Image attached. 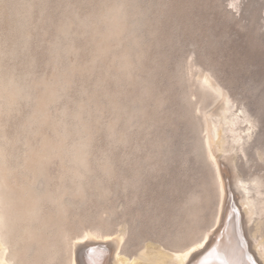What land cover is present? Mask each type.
I'll list each match as a JSON object with an SVG mask.
<instances>
[{"label": "rangeland", "instance_id": "374dc122", "mask_svg": "<svg viewBox=\"0 0 264 264\" xmlns=\"http://www.w3.org/2000/svg\"><path fill=\"white\" fill-rule=\"evenodd\" d=\"M115 4L127 20L114 29L115 48L106 54L116 64L129 55L131 67L119 71L123 102L110 141L82 170L47 187L22 164L12 166L9 177L0 173V197L13 193L0 210L21 203L18 195L29 187L43 192L30 202L52 226L39 233L61 242L53 259L41 257L38 264H72L74 243L92 231L106 239L75 245L78 264H112L114 247L129 259L148 244L174 254L207 233L214 239L209 250L196 252L204 251L197 264H262L251 246L264 240V0H100L95 22L105 23ZM65 6L66 0H30L24 17L43 36ZM232 118L237 121L230 125ZM209 133L225 149L212 148L227 186L224 203L207 154ZM246 199L252 204H240ZM248 208L254 213L245 222ZM15 232L8 239L9 264H37L34 247L25 253L30 240L16 239ZM80 246L87 249L78 252Z\"/></svg>", "mask_w": 264, "mask_h": 264}, {"label": "clouds", "instance_id": "9594fccd", "mask_svg": "<svg viewBox=\"0 0 264 264\" xmlns=\"http://www.w3.org/2000/svg\"><path fill=\"white\" fill-rule=\"evenodd\" d=\"M29 2L0 0V173L22 164L47 187L102 153L123 101L100 0H66L43 36Z\"/></svg>", "mask_w": 264, "mask_h": 264}, {"label": "bare ground", "instance_id": "6f19581e", "mask_svg": "<svg viewBox=\"0 0 264 264\" xmlns=\"http://www.w3.org/2000/svg\"><path fill=\"white\" fill-rule=\"evenodd\" d=\"M126 20H127V17H126V15H125V13H124V11L122 9V5L121 4H115V5H113L111 7V13L109 14L108 18L105 20V23H103V22H100V23H102L104 25L107 24V26L110 27V30L107 33V35L109 36V38H111L112 36H115L116 35L115 33L117 31L114 30V29L115 28H119V26L122 25ZM117 65L119 67V71H122V72H126L127 73L129 71L130 67H131V60L129 58V55L124 54L120 58H118V64ZM216 91H218V90H216ZM224 111H225V109H224ZM236 119H233V118L232 119H229L230 121H228V123L230 125L231 124H235L236 121H237ZM209 130H210L211 137H212V131L215 130V129L213 127H210ZM229 130L231 131V129H229ZM210 133L208 134V142L207 143H208V149H209L208 151H209V153H207V154L209 156L208 158L211 159V161H212V163H213V165L215 167L216 176H217V179L219 181V190H220V194H221V199L223 200V203H224V201L226 199L225 197H226V194H227V186L224 184L223 177H222V173H221V161L217 160L216 156L213 153L214 150L212 149L214 147L216 150H222L223 149L222 148V146H223L222 143L223 142L217 141L216 143H213V141H211L209 139L210 138V136H209ZM233 138H234L233 140H236V141L238 139H240V137L237 136V135L234 136ZM217 139H218V137H217ZM223 150H225V149H223ZM226 160H227L226 162H230L231 163L230 157L226 158ZM86 164H87V162H85L83 166H85ZM227 164H229V163H227ZM12 171H13L12 167H7L1 174L3 176V174L5 172V174L9 177L12 174ZM34 176H35V178H38L39 176H42V175L41 174H34ZM74 176L75 177H79V174H77V171L74 172ZM2 186L3 185H0V190H1ZM5 186L7 188L9 187V188H12L13 190H15L8 183L7 184L5 183ZM234 187L238 191H240V190L247 191V187H246V185L244 183L240 185L239 183L234 182ZM15 191L19 194V191L18 190H15ZM42 193L43 192H35V191L31 190V187H29V189L26 190L24 193H22L21 196L18 195L19 196L18 199H19V201L21 203L17 204V203H13L12 202V205H13V208L12 209H8L7 210V209L4 208V209H2V211L0 210V264H9L10 261H11V259L9 260L7 258V256H6V250L8 249L7 248L8 247L7 245H8V241H9L8 240L9 239V236L12 235V233H14L15 231H19L16 234V236H15L16 239L24 238V236H25L26 238H28L30 240V243L26 247L25 253L26 252L28 253L31 250V248L34 247L35 251H34V255H33L32 258H33V260L35 262H37V264H38V261L40 262V258L41 257H44V258L48 257L50 260L54 258L55 254L57 252V249L55 247L57 245V242H61V239H58V238L55 237V235H53L52 236V239L48 240L41 233H39L45 227H49V226H52V225H50V222L49 221L42 219V215L40 213V208L37 210V206L35 205L33 207V205H31V202H30L31 201V198L33 196H35L36 194L38 196H40ZM77 193L78 194H81V191L80 190H77ZM12 196H13V193L10 190V193H8L6 197H4V198L2 196L0 197V209H1V204L4 207L5 200H9ZM54 198H56L59 202H61L60 197H54ZM247 198H248V196H247ZM243 203L249 204V203H251V201H248V199H246V201H242L240 204H243ZM255 204H257V203L255 202ZM225 206H226V204L225 205L223 204V208H225ZM221 207H222V205H221ZM253 209L252 208H248L247 210H243L244 221L245 222L248 221L251 218V214L254 213ZM262 210H264V208ZM222 212H223V210H222ZM226 213H227V211H226ZM34 216H36V217L34 219H32ZM26 221H29V223H27ZM35 222H39V226H34ZM17 223L20 224V226H18L14 231H12V229H10L11 226L13 224H17ZM223 224L224 223H222V226L220 227L221 229L219 228V226L221 224L218 225V228L220 230H222ZM218 228L216 227L215 230H217ZM84 234H86V233H84ZM213 235H215V234L207 233L201 241H198V242L194 243L192 246H190L189 248H186V249L181 250V251H179L177 253H174V254H168V253L160 250L159 248L148 244L146 246V248H144V250L141 251L133 259H129L130 257L127 258L125 256H122L121 253L117 252V250L115 251L116 247H114L113 256H112V264H197L196 261L199 260V259H196V257H200L204 253V251H203V253L201 252L200 254H196V252L198 250H200L201 248H203V249L206 248L205 250H207V249L209 250V248H211V247H209L210 246V243L214 239L213 238L214 237ZM85 236L86 237H84V235H83V237L85 239L81 236L80 240H78L73 245V248H75V249H73L74 251L72 250L73 251V254H74V256H72V259H71V263L72 264H78L77 261H76V247H74L75 245L76 246L79 245L80 243L83 242V240L87 241L86 238L89 241H96V240L106 239V238L103 237V235H101L97 231L89 232ZM63 238H64V236H63ZM217 238H218V236H217ZM118 240H119V237L113 238L112 241H110V243L111 244H116V243H118ZM263 241L260 240L258 242L253 243V244L251 243L253 245L251 247H254L253 249L255 250V253L258 256V259H260V262H262V264H264V252L259 247H263V245H264L263 244ZM217 243H216V246H217ZM193 249H195V251H193ZM215 249H216V247L214 248V250ZM207 252H209V251H207ZM211 252H213V247H212V251ZM228 252H229V250H228ZM26 255H29V254H26ZM206 255L209 256V255H211V253L209 255L208 254H206ZM223 255H225V254H223ZM213 256H215V255H213ZM210 257H212V256H209V258ZM218 258H221V257H218ZM207 259H208V257H207ZM204 261H207V260L205 259ZM211 261L212 260L210 259L208 262L211 263ZM210 263H208V264H210ZM41 264H43V263H41ZM198 264H200V263H198ZM203 264H206V263H203Z\"/></svg>", "mask_w": 264, "mask_h": 264}, {"label": "water", "instance_id": "95a60500", "mask_svg": "<svg viewBox=\"0 0 264 264\" xmlns=\"http://www.w3.org/2000/svg\"><path fill=\"white\" fill-rule=\"evenodd\" d=\"M98 243H101V244H107L106 242H98ZM87 248H86V246L85 247H78L77 248V251L79 252V251H82L83 250V252L86 250Z\"/></svg>", "mask_w": 264, "mask_h": 264}, {"label": "snow or ice", "instance_id": "6c2138e0", "mask_svg": "<svg viewBox=\"0 0 264 264\" xmlns=\"http://www.w3.org/2000/svg\"><path fill=\"white\" fill-rule=\"evenodd\" d=\"M193 251H195V249H193Z\"/></svg>", "mask_w": 264, "mask_h": 264}]
</instances>
